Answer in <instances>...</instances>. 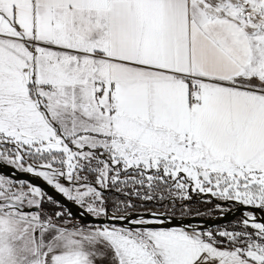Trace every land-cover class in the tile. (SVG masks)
<instances>
[{"label":"snow or ice","instance_id":"6c2138e0","mask_svg":"<svg viewBox=\"0 0 264 264\" xmlns=\"http://www.w3.org/2000/svg\"><path fill=\"white\" fill-rule=\"evenodd\" d=\"M257 212L264 0H0V264H264Z\"/></svg>","mask_w":264,"mask_h":264},{"label":"water","instance_id":"95a60500","mask_svg":"<svg viewBox=\"0 0 264 264\" xmlns=\"http://www.w3.org/2000/svg\"><path fill=\"white\" fill-rule=\"evenodd\" d=\"M240 213L231 210V211H225L221 215L216 216H210V217H202V216H196V217H189V219L193 220L194 224H199L201 226H207V227H215L219 224H225L230 221H232L236 217H240ZM256 215L261 219L264 220V213L257 212Z\"/></svg>","mask_w":264,"mask_h":264},{"label":"trees","instance_id":"16d2710c","mask_svg":"<svg viewBox=\"0 0 264 264\" xmlns=\"http://www.w3.org/2000/svg\"><path fill=\"white\" fill-rule=\"evenodd\" d=\"M210 206H212V204H206V203H203V202H199L197 199H195V200L192 201V209H193V212H196L197 210H199L202 213H207V212H205V210L208 209ZM218 213H216V214H218ZM212 215H213V213L211 212L210 215H201V216L202 217H210ZM234 219H240V217H236ZM219 225H222V224H219ZM219 225H217V226H219Z\"/></svg>","mask_w":264,"mask_h":264},{"label":"rangeland","instance_id":"374dc122","mask_svg":"<svg viewBox=\"0 0 264 264\" xmlns=\"http://www.w3.org/2000/svg\"><path fill=\"white\" fill-rule=\"evenodd\" d=\"M196 198H195V196L193 197V200H195ZM46 207H48L49 209L51 208V206H46ZM213 205L212 206H210L208 209H206L205 210V212H207L208 213V211L210 210V209H213ZM219 211H215V210H213L212 211V213H213V215L212 216H216V215H221V213L219 212ZM202 213V212H201ZM216 213H218V214H216ZM201 216V215H200ZM239 221V219H234V220H232L231 222H228V223H225V224H222V225H219V226H216V227H230L231 225H233V224H235V223H237ZM216 227H212V228H216Z\"/></svg>","mask_w":264,"mask_h":264}]
</instances>
